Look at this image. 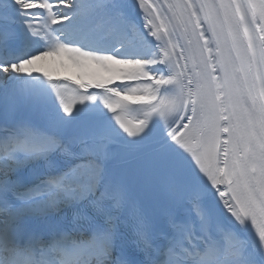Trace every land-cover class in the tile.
<instances>
[{
	"label": "snow or ice",
	"instance_id": "obj_1",
	"mask_svg": "<svg viewBox=\"0 0 264 264\" xmlns=\"http://www.w3.org/2000/svg\"><path fill=\"white\" fill-rule=\"evenodd\" d=\"M0 264H264V0H0Z\"/></svg>",
	"mask_w": 264,
	"mask_h": 264
},
{
	"label": "bare ground",
	"instance_id": "obj_2",
	"mask_svg": "<svg viewBox=\"0 0 264 264\" xmlns=\"http://www.w3.org/2000/svg\"><path fill=\"white\" fill-rule=\"evenodd\" d=\"M34 23L38 24L39 22L34 21ZM31 67L38 69L40 73L47 72L54 80H63L65 78L77 80L81 77L87 79V77L92 74L106 76V74L100 72L94 64L86 63L84 67L77 68L61 57H48L42 61L36 62V64ZM116 82L118 83L119 81ZM142 115V112H140V116L138 115L135 120L138 122Z\"/></svg>",
	"mask_w": 264,
	"mask_h": 264
}]
</instances>
